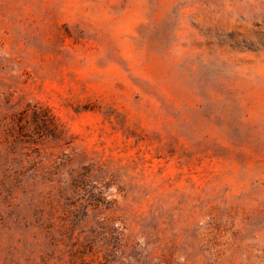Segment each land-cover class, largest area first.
Returning <instances> with one entry per match:
<instances>
[{
    "label": "rangeland",
    "instance_id": "obj_1",
    "mask_svg": "<svg viewBox=\"0 0 264 264\" xmlns=\"http://www.w3.org/2000/svg\"><path fill=\"white\" fill-rule=\"evenodd\" d=\"M0 264H264V0H0Z\"/></svg>",
    "mask_w": 264,
    "mask_h": 264
}]
</instances>
